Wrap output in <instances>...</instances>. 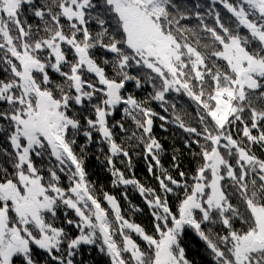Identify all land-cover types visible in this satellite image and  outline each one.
I'll return each mask as SVG.
<instances>
[{
	"label": "snow or ice",
	"instance_id": "1",
	"mask_svg": "<svg viewBox=\"0 0 264 264\" xmlns=\"http://www.w3.org/2000/svg\"><path fill=\"white\" fill-rule=\"evenodd\" d=\"M209 4L0 0V264H76L84 245L109 264H192L188 230L207 264H264V0ZM156 102L196 161L179 179L162 171L158 189L126 175L139 150L160 166ZM92 144L112 184L144 197L151 232L88 180Z\"/></svg>",
	"mask_w": 264,
	"mask_h": 264
},
{
	"label": "trees",
	"instance_id": "2",
	"mask_svg": "<svg viewBox=\"0 0 264 264\" xmlns=\"http://www.w3.org/2000/svg\"><path fill=\"white\" fill-rule=\"evenodd\" d=\"M189 4L194 5L195 0H187ZM199 3L203 5L201 11H207L209 0H199ZM215 8L220 11L221 16L227 20L230 16L222 5L217 3ZM34 22V21H30ZM211 23V21H208ZM190 23L195 24L196 21L192 20ZM130 91L134 90L133 84H128L126 86ZM150 89L145 88L139 92H136L135 95L138 98H142L147 95ZM181 103L183 104V109L187 112V115H184L183 118L185 122L195 123V106L188 100L181 97ZM151 107L160 115L168 116L166 121L160 120L159 118H154L153 136L159 141L162 145V150L159 152L160 166H156L155 162L149 156L145 159V154L143 150H139V154H132L131 166L132 171H126V175L134 176L142 185L151 188L158 189V181L156 176L166 170L173 177L179 179L178 173L184 171L191 175L193 169L196 166V161L193 159L192 151L185 147V140L187 139V133L180 129L173 122V114L171 112L164 113L159 107V103H152ZM179 108V106H178ZM183 115V112L181 113ZM121 113L118 111L114 117L111 118L112 121L120 120ZM126 127L134 129L133 122L129 119L126 121ZM119 132V129L116 130ZM83 137L78 140V144H83ZM5 146L2 139H0V147ZM193 150L195 146H193ZM77 154H79V147L76 149ZM257 155L260 154V149H255ZM176 157V160H173V157ZM99 157V158H97ZM85 169L87 172V178L93 184H95L98 194L102 192H108L114 195L119 203L121 204L122 209L127 215V218H130L134 222L142 225L148 232L152 231L153 228V216L151 214V209L147 206L144 197H142L138 190L133 186H114L112 184V177L110 175V170L105 162L104 156L97 151V146L92 144L90 148L86 150L84 156ZM153 166V173H149V165ZM178 164L179 168H176L174 165ZM118 167L123 168V165L118 164ZM127 192L128 199L126 200L122 193ZM170 203L175 207L176 200L174 197L170 198ZM135 207H138L139 211H133ZM69 218H74V213L70 210ZM67 231L71 232L73 235L76 234V230L71 226L64 225ZM135 238V237H134ZM138 242L142 243L138 240ZM183 243L188 254V258L192 261V264H207L209 259L208 253L205 250L204 244L196 237L195 233L191 230H188L187 234L183 237ZM76 264H109L108 258L103 255L95 246H81L79 255L75 258Z\"/></svg>",
	"mask_w": 264,
	"mask_h": 264
}]
</instances>
